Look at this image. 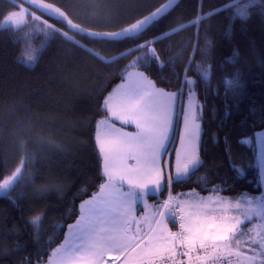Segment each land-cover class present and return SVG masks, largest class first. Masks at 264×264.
I'll list each match as a JSON object with an SVG mask.
<instances>
[{"label":"trees","instance_id":"obj_1","mask_svg":"<svg viewBox=\"0 0 264 264\" xmlns=\"http://www.w3.org/2000/svg\"><path fill=\"white\" fill-rule=\"evenodd\" d=\"M49 1L64 9L63 0ZM228 2L180 0L139 38L120 42L80 35L32 9L85 47L59 32L49 38L35 16L19 28H0V182L21 167L22 161L25 172L7 196H0V264H43L76 220L79 203L99 189L105 175L95 139L97 123L108 114L105 97L131 69L143 71L169 91L180 92L186 75L197 81L195 92L203 105L202 119L199 115L202 164L184 180L174 182L170 186L173 193L211 192L232 201L261 193L255 133L264 128V5L252 7L246 21L232 20L235 7L207 16ZM246 2L240 0L241 5ZM18 3L22 2L0 0V23ZM201 15L206 18L190 23ZM180 25H185L183 30L151 44L162 65L156 60L147 66L137 61L147 49L134 50L112 63L98 58L119 57ZM27 55H36V62L25 63ZM209 66V78L201 79L199 72ZM235 76L241 87L235 95H226L224 80ZM185 93L186 87L182 98ZM245 138L251 143H241ZM173 151L171 141L162 159L169 174ZM234 164L244 169L243 176ZM37 216L40 221L32 225L30 221ZM245 223L236 236L240 247L244 238L248 245ZM248 248L256 249L255 253L247 251L248 255L260 251L258 243Z\"/></svg>","mask_w":264,"mask_h":264},{"label":"snow or ice","instance_id":"obj_2","mask_svg":"<svg viewBox=\"0 0 264 264\" xmlns=\"http://www.w3.org/2000/svg\"><path fill=\"white\" fill-rule=\"evenodd\" d=\"M26 2L35 3V0H26ZM176 3L177 0H168V3L162 4L160 7L156 8L155 11L145 15L142 19L137 20L135 23H132L130 26L122 28L119 31H88L86 28L74 24L70 19H67L65 14L58 8L54 9L51 5L47 4H40L38 7L43 9L50 17L65 20L69 29L75 33L106 42H120L125 39L139 38L146 30L165 16ZM257 4L264 5V0H247V2L242 5L240 4V0H229V2L224 4L221 8L209 12L207 16L210 17L220 11L235 7V13L232 16V20L240 19L241 21H246L251 17L250 9ZM25 13L30 15L26 10ZM205 18L204 15H201L190 23L198 24ZM24 23L25 21L21 13L10 11L3 22L0 23V28H19ZM184 27L185 25H180L177 28H173L171 32L164 33L161 37H156L153 40L137 44L134 48H130L126 52L121 53L119 57H112L107 61H105V58L102 56H98V58L102 62L112 63L117 59L124 58V56L131 54L134 50L138 51L140 49H147V54L138 57L137 61L142 62L147 66L150 60H156L157 63L162 65V61H160L156 49L154 47H149V45L158 42L159 39L167 38L169 35H173L178 31L183 30ZM47 29H51V31H48ZM41 31L46 32L49 38L59 32L60 35L68 40L73 41L81 47H85L84 45H80V42L76 41L74 36L69 35L68 32H60L59 29L54 28L52 25H47V28L41 29ZM212 43V41H208L210 46H212ZM86 50L91 51L89 49ZM36 60V55H27L24 57V62L27 64L34 63ZM137 61H134L132 66H135ZM199 76L201 79H208L210 76V66L207 69L200 71ZM127 78L131 81V85L118 94L119 100L117 110H112L111 97L113 94H110L108 98H105V107L111 111L112 116L123 120L125 123L135 122L136 126L141 129V132L137 136V143L135 145L128 144L117 135L116 133L119 132L118 129H112V131L107 134L108 138L106 140H100L98 135L100 151L104 154V173L107 176L106 183L100 185L102 193L107 188H112L113 191H118L115 187L118 180L117 174L109 167V160L111 157L119 155V153L125 149L130 150L135 148L144 152L145 155H150L152 163H155L156 153L158 151L163 152L166 150L165 142L168 140V130L171 128V119L168 115V104L170 101L174 102L175 97L180 94H168L163 89L156 88L154 82L148 80L143 73L129 71L127 72ZM224 84L226 86V95L229 92L235 95L237 90L241 87L238 76L226 77ZM196 85L197 81L192 78H187L186 75L181 91H183L184 87H187L188 95L189 97H192L195 93ZM195 107L198 109V113L202 119L203 105L199 104ZM187 135L188 147L185 150L183 160L177 163L175 176H165L162 169L156 167L150 170V178L144 182L127 178L129 191L123 193L127 203L130 204L133 201L142 200L146 195L153 193L158 189L163 190L166 186H171L174 182L184 180L190 175V173L197 170L202 164V161L199 156L198 146L193 145L192 140L193 138H195L197 142L200 140L201 125L194 124L193 127L188 129ZM256 136L258 142L262 146L259 163L262 172V180H264V133H257ZM183 139L184 138L182 137V142ZM47 143L52 144L54 147H58L51 141H48ZM241 143H251V140L245 138ZM23 164L24 162L22 161L21 167H17L10 176L0 182V196H7L8 192L12 190L17 183L24 179L25 172ZM233 167L240 176L244 175V169L242 167L236 164H234ZM124 179H126L125 176H119L120 181ZM201 179H204V177H201ZM222 190L223 189H221V191ZM109 196H111V194H109ZM232 200L233 198H229L227 201L218 200V203L225 205V211L230 210L233 207H239V203L237 202L236 204H233ZM253 201L256 202L255 207L252 206ZM170 202L171 197L169 200L164 201L163 207L168 209L167 214L175 218V212L172 211ZM247 202L249 204L247 213H255L264 218V198L254 197ZM85 203L87 204L89 202L86 201ZM180 210L183 211V207H181ZM247 213L245 214V219H249ZM158 214L161 216L165 215V213ZM40 219V216L34 217L30 223L36 225ZM184 219L185 217L181 216V220L183 221ZM231 219L235 218H200L196 215H190L187 218V224L181 222L180 228L183 232L187 233L183 238L184 247L188 248L189 252L194 250L197 246L205 251L203 256L197 255L195 257V260L198 261L199 264H207L209 260L220 259L223 252L228 249L233 238L241 233L242 228L240 226L243 225L244 221L235 219V222H230ZM69 227L71 228L72 226L70 225ZM128 231V221L125 218L124 212L113 209L110 213H106L103 210L98 209L94 204L88 210V219L86 223L83 227L78 229L79 234L76 238L79 240V244L75 247L65 249L62 253L61 259L65 261V264H96V257L99 254L106 250L116 248L123 252H129L130 250V253L134 254V256L127 257L126 261L127 259H132L133 264H155V259L157 257L163 258L166 252L170 255L175 254L172 242L177 238L178 234L176 233H170V236L172 237L171 240H168L165 237H148L145 243V240L143 239L138 240L137 237L128 235ZM256 235L260 237L259 241H257L256 236L250 237V241L254 244H259V264H264V225L261 226L260 231L257 232ZM153 240H156L157 243H153ZM142 245L144 246L142 247ZM221 245H223V247H221ZM208 249H211L212 251L208 252ZM247 251L255 253L256 249L248 248L245 252L238 251L235 253L229 251L228 255H235L238 258L242 257V260L247 262V264H256L257 255H247ZM184 255H188V253H184ZM49 264H53L51 257H49Z\"/></svg>","mask_w":264,"mask_h":264},{"label":"rangeland","instance_id":"obj_3","mask_svg":"<svg viewBox=\"0 0 264 264\" xmlns=\"http://www.w3.org/2000/svg\"><path fill=\"white\" fill-rule=\"evenodd\" d=\"M49 1V0H48ZM64 1V9L69 14V16L78 24L92 30L96 31H113L119 28H122L126 24L130 23L131 21L135 20L138 16L144 15V13L150 11L155 7V5L161 0H63ZM52 2V1H50ZM54 3V2H53ZM59 5V4H58ZM25 10L27 13H25ZM15 12L21 13L23 15L24 21H28V17L31 18L33 16L34 20L38 24H44V28H47V25H52L54 28L56 27L54 24L49 23L47 20L43 19L39 16L37 12H34L32 8L18 3V8L14 10ZM37 13V14H36ZM5 19V18H4ZM149 47H152L149 45ZM133 69L131 72H135ZM135 73H143L144 76L148 79L153 81L149 76H147L143 71L136 70ZM193 79V78H192ZM154 82V81H153ZM131 85V81L127 78L120 81L119 83L115 84L110 92L107 94L105 98H108L110 94H113L111 97V105L112 110H117V104L119 100L118 94L123 92L126 88ZM154 85L158 89H163L166 93H180L175 97L174 102L170 101L168 104V115L171 119V128L168 130V140L165 142L166 149L168 144L173 141V161H172V171H170V175L173 177L175 176L176 166L177 163L183 160L185 150L188 147V129L193 127L194 124H200L201 121L199 119L198 109L195 107L199 105V101L196 96V92L192 97L188 95V89L186 87V93L182 98L181 91H169L162 87H159L155 84ZM104 106H105V99H104ZM106 108V107H105ZM107 116L101 118L97 123V129L95 134V139L97 145L100 149V145L98 143V135L100 140H106L108 138L107 134L110 132L108 128L118 129L119 135L123 140H125L130 145H135L137 143V136L141 132V129L136 126L135 122H128L125 123L123 120L118 119L115 116H112L111 111L107 108ZM187 117V118H186ZM110 119L118 120L121 124L125 125L121 127L115 123H113ZM126 125L128 127H126ZM202 129V127H201ZM257 133H264V128L257 131L255 133V137L257 140ZM182 137L183 142H182ZM175 142V144H174ZM192 144L198 146L200 140L197 142L195 138L192 140ZM261 144L258 142L256 143V152H257V167H258V180L262 187L261 193L257 196H250V195H241L237 200L232 201L233 204L239 203V207H233L230 210L225 211V205L218 203V200L227 201L225 197L221 195L208 193V194H200L194 193L193 191H188L182 195H175V199L180 205L183 207L185 223L187 224V218L190 215H196L200 218L204 217H216V218H235L243 220L245 226L247 227V237H248V245L246 244V239L244 238L243 247H240V242L238 238L235 236L232 242L229 244L228 249L223 252L222 255H228V252L231 251L235 252H245V248H248L252 242L250 241V237L256 236L257 241H259L260 237L256 235L257 232L260 231L261 226L264 225V218L256 215L255 213H247V209L249 208L248 200H251L254 197H262L264 198V180H262V172L260 168L259 158L261 153ZM166 151V150H165ZM163 152H157L155 155V163H152V158L150 155H145L144 152L139 151L135 148L132 149H125L116 155L115 157H111L109 160V167L111 168V162L120 163L122 160L128 162L129 165L137 164L138 167H146L147 175H151V169L159 167L162 169L164 175H167V172L163 169L162 159L164 156ZM125 153H128L125 155ZM103 154V153H102ZM125 155V156H124ZM124 156V159H122ZM104 159V154H103ZM166 165V163H165ZM167 167V165H166ZM104 171V168H103ZM136 174L135 170L133 171ZM139 172V171H138ZM145 173V171H143ZM105 175V179L102 184H105L107 181V176ZM121 175L126 176L125 172L122 171ZM144 181L147 179L142 178ZM138 180V179H137ZM124 181V180H122ZM101 184V185H102ZM118 191H113L112 188H107L104 192H101L99 189L94 192L92 195L86 197L79 203V214L75 221L70 223L65 231L64 238L62 241L57 244L50 254L48 255L46 261L43 264H49V257L52 258L53 264H65V261L61 259L62 253L65 249L75 247L79 244V240L76 238L78 233V229L83 227L88 219V210L94 204L96 207L103 211H111V205H114L118 202L119 195H123V193H127L129 188L125 185H118L115 186ZM159 191V190H158ZM111 194V196H109ZM105 201V203L103 202ZM89 203H85V202ZM139 200L133 201L132 203H127L125 206L126 214L130 215V212L135 210L136 203ZM255 201H253V207H255ZM136 204V205H135ZM122 209H119L121 211ZM122 210V211H123ZM249 216V219H245V214ZM125 217H127L125 215ZM235 219H231L230 222H235ZM72 226L71 228L69 226ZM249 225V226H247ZM243 225L240 227L242 228ZM165 227V226H164ZM140 229V226L138 227ZM172 238V237H171ZM236 240V241H235ZM223 247V245H221ZM59 250V251H56ZM260 252V251H259ZM248 255V254H247ZM254 255V254H253ZM257 255V261L260 260ZM235 256V255H232ZM118 257V251L116 248H112L110 250H106L99 254L96 257V264H118L116 259ZM230 257V256H229ZM123 264V263H119ZM207 264H218L216 260H209ZM235 264H247V262L238 258V261Z\"/></svg>","mask_w":264,"mask_h":264},{"label":"crops","instance_id":"obj_4","mask_svg":"<svg viewBox=\"0 0 264 264\" xmlns=\"http://www.w3.org/2000/svg\"><path fill=\"white\" fill-rule=\"evenodd\" d=\"M133 69H131L130 71H132ZM136 72V70H134ZM113 123H115V119H110ZM116 124V123H115ZM119 125V124H117ZM120 126V125H119ZM122 127V126H121ZM110 129V132L112 131V129L114 128H108ZM117 134V133H116ZM101 152V151H100ZM102 154V152H101ZM128 153H125V155ZM124 155V156H125ZM124 156L122 159H124ZM103 157V154H102ZM102 167L104 168V159L102 161ZM133 165H129L128 162H126L125 160H122L120 163H114L111 162V168L112 171L115 172L117 174L118 180L115 186L118 185H125L129 188L128 182H127V178H131L134 180H139L140 182H144V180L142 178L145 179H149L150 175H147V169L146 167H138L137 164H134V169L132 168ZM136 172V174H134V171ZM125 172V177L126 179H124V181H120L119 180V176L121 175V173ZM139 171V172H138ZM145 171V173L143 172ZM104 173V171H103ZM102 184V183H101ZM159 190V189H158ZM156 190L153 193H150L148 195H146L142 200H139L135 205L136 208L135 210L130 212L129 214H126V212L124 211L125 206L127 204V202L125 201V197L123 195H119L118 198V202H116V204L111 205V211L113 209H124L122 212L125 213V215L127 217H125L128 221V227H129V231H128V235L130 236H135L138 238V240L143 239L145 240V243L147 241L148 237H165L168 240H171V236H170V229H171V224H170V220L167 216V214L165 213V210L163 208H161V204H160V191L161 190ZM186 193V192H185ZM185 193H181L185 194ZM151 196H156L157 198L155 200H153L151 198ZM103 202L105 203V201L103 200ZM111 211H104L106 213H110ZM158 213H165V215L161 216ZM159 222V223H157ZM140 226V229L138 228ZM165 226V227H164ZM153 243H157L156 240H153ZM173 246H174V252H175V244L174 241L172 242ZM144 245H142L143 247ZM118 251V257L116 259V262L119 263H123V264H133L132 259H127L126 258L129 256H134V254L129 252H123L120 249H117ZM164 255H170L169 253H165ZM208 263V262H207ZM102 264H107V263H102ZM230 264V263H227Z\"/></svg>","mask_w":264,"mask_h":264},{"label":"built area","instance_id":"obj_5","mask_svg":"<svg viewBox=\"0 0 264 264\" xmlns=\"http://www.w3.org/2000/svg\"><path fill=\"white\" fill-rule=\"evenodd\" d=\"M170 195H166L164 201L169 200ZM171 209L173 212H175V218H173L174 221V227H173V233L178 234L177 238L175 239L177 242V253L174 257H163L155 259V264H195L196 260L195 257L197 255L203 256L205 254V251L200 248H195L191 252H189V249L184 247V236L187 235V233L183 232V230L180 228L181 222V216L182 211L178 206L172 203L171 199ZM184 253H188V255H184ZM224 258H220L219 262H223Z\"/></svg>","mask_w":264,"mask_h":264},{"label":"water","instance_id":"obj_6","mask_svg":"<svg viewBox=\"0 0 264 264\" xmlns=\"http://www.w3.org/2000/svg\"><path fill=\"white\" fill-rule=\"evenodd\" d=\"M21 1H22L25 5H27L28 7L32 8L33 10H36L37 12H39V13H41V14H44L47 18H49V19H51V20H54V21H59V22L64 23L65 26L69 29V27L67 26V23H66L65 20H63V19H57V18H55V17H50L49 15H47V13H46L43 9H41V8L38 7V5H40V4L51 5L52 8H54V9H55V8L60 9V11L63 12V13L65 14V16L67 17V19H70V17L68 16V14L65 12V10H64L60 5L54 4V3H52V2H48V1H46V0H35V3H29V2H26V0H21ZM178 1H179V0H177V2H178ZM166 3H168V0H166V1H165L164 3H162V4H166ZM162 4H161V5H162ZM161 5H159V6H155L153 9H151L150 11H148L147 13H145L144 15L140 16L139 18H137V19L131 21L130 23L126 24V25L123 26L122 28L128 27V26H130L132 23H135L137 20L142 19L145 15H148L149 13L155 11V9L158 8V7H160ZM70 20H71V19H70ZM71 21H72V20H71ZM72 22H73V21H72ZM73 23H74V22H73ZM74 24H75V23H74ZM122 28H119V29H117V30H113V31H119V30L122 29ZM69 30H70V29H69ZM70 31H72V30H70ZM88 31H92V30H88ZM72 32H74V31H72ZM78 34H79V33H78ZM80 35H82V34H80Z\"/></svg>","mask_w":264,"mask_h":264},{"label":"bare ground","instance_id":"obj_7","mask_svg":"<svg viewBox=\"0 0 264 264\" xmlns=\"http://www.w3.org/2000/svg\"><path fill=\"white\" fill-rule=\"evenodd\" d=\"M19 1H21V0H19ZM46 1H47V0H46ZM165 1H166V0H165ZM165 1H163L162 3H164ZM179 1H180V0H179ZM179 1H178V2H179ZM21 2H22V1H21ZM48 2H50V1H48ZM178 2H177V3H178ZM22 3H23V2H22ZM52 3H53V2H52ZM162 3H160L159 5H161ZM177 3H176V4H177ZM23 4H24V3H23ZM54 4H55V3H54ZM176 4H175V5H176ZM159 5H158V6H159ZM35 11H36V10H35ZM65 12H66V11H65ZM66 13H67V12H66ZM40 14H41V13H40ZM67 14H68V13H67ZM42 15H44V14H42ZM44 16H45V15H44ZM68 16H69V15H68ZM69 17H70V16H69ZM70 19L72 20L71 17H70ZM72 21H73L75 24H78V23H76L74 20H72ZM78 25H80V24H78ZM80 26L83 27V28H86V27H84V26H82V25H80ZM86 29H87V30H92V29H88V28H86ZM92 31H96V30H92Z\"/></svg>","mask_w":264,"mask_h":264}]
</instances>
